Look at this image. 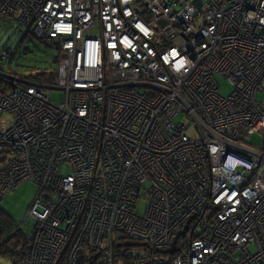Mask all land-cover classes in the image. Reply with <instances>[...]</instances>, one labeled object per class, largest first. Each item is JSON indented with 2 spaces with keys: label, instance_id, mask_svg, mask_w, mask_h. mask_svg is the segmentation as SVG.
<instances>
[{
  "label": "built area",
  "instance_id": "built-area-1",
  "mask_svg": "<svg viewBox=\"0 0 264 264\" xmlns=\"http://www.w3.org/2000/svg\"><path fill=\"white\" fill-rule=\"evenodd\" d=\"M9 17L58 50L50 83L0 51V199L38 185L21 264H115L119 234L134 264H264V0H0Z\"/></svg>",
  "mask_w": 264,
  "mask_h": 264
},
{
  "label": "rangeland",
  "instance_id": "rangeland-1",
  "mask_svg": "<svg viewBox=\"0 0 264 264\" xmlns=\"http://www.w3.org/2000/svg\"><path fill=\"white\" fill-rule=\"evenodd\" d=\"M10 48L15 52V59L10 63V67L22 76H28L32 71L31 66L37 62L42 68L50 69L51 60L57 55L55 46H47L40 39L36 38L33 32L21 25L16 17L0 19V49ZM27 49V50H26ZM50 71V70H49ZM215 78L219 83L220 93L224 96L231 92V85L222 76L216 73ZM51 100L60 103L64 99V92L58 89L51 90ZM260 95V94H259ZM264 96V95H260ZM13 120V116L3 113L1 121L4 126ZM173 121L175 123H188V118L182 112L178 113ZM189 137H196L193 126L185 130ZM263 135L256 133L247 138L248 143L260 145ZM38 191V185L30 180H25L15 186L13 194H8L0 199V243L8 240V245L19 243L14 246L16 251L20 250L22 241L32 229V221L28 217L29 206L31 205ZM138 208L140 212L144 210L141 202ZM17 233V234H16ZM252 250V246H250ZM0 264H13L11 257L7 253L0 252Z\"/></svg>",
  "mask_w": 264,
  "mask_h": 264
},
{
  "label": "trees",
  "instance_id": "trees-1",
  "mask_svg": "<svg viewBox=\"0 0 264 264\" xmlns=\"http://www.w3.org/2000/svg\"><path fill=\"white\" fill-rule=\"evenodd\" d=\"M0 19L2 20V18H0ZM42 42H44V41H42ZM45 45H47V44L45 43ZM3 48H5V47H2L0 49V51ZM14 59H15V52L13 50H11V55H10V58L8 59V63H7L8 68L12 69L10 67V63L13 62ZM56 63H57V55L52 58L50 69L42 68L39 63L35 62L31 66L32 71L30 72L28 77H30L32 79H36V80H40V81L50 83L54 78ZM116 238H117V241L115 244V250H116V252H119V253L117 256H115V264H134L136 261V258L138 257V254H139L138 248L140 246V243H138L136 241H132L129 238H127L121 234L117 235ZM20 241L22 242V244H21L19 251H16L14 249L15 248L14 246H16L19 243L18 241H16L15 244H10V245H8V240L0 243V252L7 253L11 257L13 264H21V257L23 254V249L25 246L26 237L23 241H22V239ZM93 258H94V255L90 254L89 257H85L83 259L81 264H92Z\"/></svg>",
  "mask_w": 264,
  "mask_h": 264
},
{
  "label": "water",
  "instance_id": "water-1",
  "mask_svg": "<svg viewBox=\"0 0 264 264\" xmlns=\"http://www.w3.org/2000/svg\"><path fill=\"white\" fill-rule=\"evenodd\" d=\"M32 221V220H31ZM32 223H33V221H32Z\"/></svg>",
  "mask_w": 264,
  "mask_h": 264
}]
</instances>
